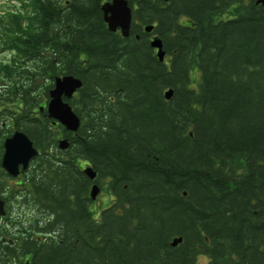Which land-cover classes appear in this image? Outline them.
Here are the masks:
<instances>
[{"label":"trees","instance_id":"trees-1","mask_svg":"<svg viewBox=\"0 0 264 264\" xmlns=\"http://www.w3.org/2000/svg\"><path fill=\"white\" fill-rule=\"evenodd\" d=\"M16 1L22 9L0 17L10 52L0 58V158L13 130L38 154L13 186L0 166L1 197L17 198L7 254L24 264H264V5L128 0L122 36L103 20L106 0ZM63 74L81 80L64 99L75 132L39 110ZM94 183L111 198L97 209Z\"/></svg>","mask_w":264,"mask_h":264},{"label":"water","instance_id":"water-1","mask_svg":"<svg viewBox=\"0 0 264 264\" xmlns=\"http://www.w3.org/2000/svg\"><path fill=\"white\" fill-rule=\"evenodd\" d=\"M256 3L264 5V0H255ZM103 20L107 28L111 31L119 30L122 36H127L132 21V8L128 0H106L101 5ZM153 25L144 27L146 32L152 30ZM156 49V55L159 60L163 59V50L160 38L154 36L150 42ZM81 86V80L71 74L56 76L53 81V87L49 89V100L46 104V113L48 117L58 121L66 130L75 132L80 125V118L72 110V107L63 100L69 99L74 92ZM172 90L164 92L165 98L169 99ZM42 110V107H40ZM68 147L67 138H61L58 141V148L64 150ZM4 152L1 159V167L10 176H17L23 172L29 165L30 160L38 154L28 136L21 130H15L3 140ZM83 173L93 180L96 176L95 170L91 165H85ZM99 193L98 186L94 183L91 186L90 196L95 199ZM3 200L0 199V214L4 213ZM181 241L180 237H175L171 244L176 245Z\"/></svg>","mask_w":264,"mask_h":264},{"label":"flooded vegetation","instance_id":"flooded-vegetation-1","mask_svg":"<svg viewBox=\"0 0 264 264\" xmlns=\"http://www.w3.org/2000/svg\"><path fill=\"white\" fill-rule=\"evenodd\" d=\"M4 60V59H3ZM17 179V178H16ZM4 195V194H2ZM10 200H6L0 195V199L3 200V210L4 213L0 214V260L4 263L1 264H24L23 257L19 256H10L7 254L6 246H12L15 244L17 239L14 237L17 235L16 230H14L11 226L12 220V208L16 204L17 198L15 197Z\"/></svg>","mask_w":264,"mask_h":264},{"label":"rangeland","instance_id":"rangeland-1","mask_svg":"<svg viewBox=\"0 0 264 264\" xmlns=\"http://www.w3.org/2000/svg\"><path fill=\"white\" fill-rule=\"evenodd\" d=\"M22 6H23V4L21 5V3H18V1H16V0H0V17L7 15V13L9 11L22 9ZM183 22H184V20H183ZM1 38L2 37L0 35V41L2 40ZM9 54H10V52H9L8 47H7V44L6 43L0 44V58L8 59ZM195 75L196 74H194V76ZM16 182H18V181L15 179H8V178L6 181L8 186L9 185L13 186L14 184H17ZM110 199L111 198L106 193H104L103 191H99L96 199L94 200L93 206H95L94 208H96V209L103 207L110 202ZM196 262H197V264H205L206 258L204 256L199 255L197 257Z\"/></svg>","mask_w":264,"mask_h":264}]
</instances>
